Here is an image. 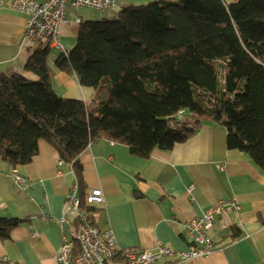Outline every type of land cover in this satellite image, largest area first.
Masks as SVG:
<instances>
[{
  "label": "trees",
  "instance_id": "1",
  "mask_svg": "<svg viewBox=\"0 0 264 264\" xmlns=\"http://www.w3.org/2000/svg\"><path fill=\"white\" fill-rule=\"evenodd\" d=\"M29 47L23 71L37 79L0 73V160L13 169L28 164L46 140L72 163L89 213L78 156L99 138L146 159L217 122L227 130L226 146L264 170V0H157L82 23L73 47L54 64L97 89L92 105L59 96L48 63L52 48ZM178 110L186 117H174ZM20 222L0 217V239Z\"/></svg>",
  "mask_w": 264,
  "mask_h": 264
},
{
  "label": "crops",
  "instance_id": "2",
  "mask_svg": "<svg viewBox=\"0 0 264 264\" xmlns=\"http://www.w3.org/2000/svg\"><path fill=\"white\" fill-rule=\"evenodd\" d=\"M151 1L157 0H117L105 10L69 7V21L60 27L58 40L68 52L82 23L112 20L122 8ZM3 2L0 73L37 79L23 71L31 45L23 40L26 16ZM60 54L53 47L48 62L54 91L92 105L97 89L81 85L74 72L56 68L54 61ZM226 135L223 125L208 121L185 141L170 150L154 149L146 159L132 155L125 143L108 138L90 142L78 156L82 193L99 187L104 195L102 204L90 208L92 223L111 228L122 248L154 249L160 242L183 250L190 245L183 228L186 220L200 216L220 200L235 199L238 209L221 215L210 229L212 247L207 255L181 261L162 256L154 264H264V170L246 153L228 148ZM60 159L56 149L40 139L32 161L16 168L26 183H16L10 174L13 167L0 160V217L21 219L8 238L0 239V264L3 260L53 264L61 243L58 220L76 178ZM190 185L194 186L191 193L187 192Z\"/></svg>",
  "mask_w": 264,
  "mask_h": 264
},
{
  "label": "built area",
  "instance_id": "3",
  "mask_svg": "<svg viewBox=\"0 0 264 264\" xmlns=\"http://www.w3.org/2000/svg\"><path fill=\"white\" fill-rule=\"evenodd\" d=\"M116 3L117 0H4L3 2L6 7L25 14L24 42L55 47L64 54H67V51L59 42L58 36L60 27L69 21L66 17L69 7L83 6L105 10ZM76 21L79 22L80 19L76 18ZM184 112L178 110L174 117L178 118ZM59 163L69 166L72 171L71 162L60 159ZM10 174L16 183H26V177L20 175L16 169H12ZM193 188L194 186L190 185L187 192L191 193ZM84 200L87 205H100L104 202V195L99 187H94L84 193ZM64 203L63 213L58 220L61 243L54 253L53 264H154L162 256L170 261L204 256L212 247L210 229L221 215L238 209L235 199L220 200L216 206L205 209L200 216L186 220L183 228L190 239V245L186 249L173 250L160 242L154 249H137L120 247L111 228L101 229L92 223L90 213L81 205L77 178L68 189ZM32 234L38 235L36 231ZM76 247L77 253H74Z\"/></svg>",
  "mask_w": 264,
  "mask_h": 264
},
{
  "label": "rangeland",
  "instance_id": "4",
  "mask_svg": "<svg viewBox=\"0 0 264 264\" xmlns=\"http://www.w3.org/2000/svg\"><path fill=\"white\" fill-rule=\"evenodd\" d=\"M63 45H65V43H62ZM58 49V48H57ZM60 50V49H59ZM55 52V51H54ZM215 66H216V69H217V71H216V74H217V78H218V82H219V85H220V87L222 86V84H223V79H224V68L222 67V61H217L216 62V64H215ZM184 117H186L185 116V114L184 115H181V116H179V119H182V118H184ZM69 167V166H68ZM70 168V167H69ZM72 168V167H71ZM73 170V169H72ZM28 180L26 179V182H27ZM64 207H65V203H64ZM63 210H64V208H63ZM3 262V264H8V262L6 261V260H3L2 261Z\"/></svg>",
  "mask_w": 264,
  "mask_h": 264
}]
</instances>
